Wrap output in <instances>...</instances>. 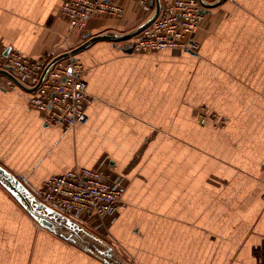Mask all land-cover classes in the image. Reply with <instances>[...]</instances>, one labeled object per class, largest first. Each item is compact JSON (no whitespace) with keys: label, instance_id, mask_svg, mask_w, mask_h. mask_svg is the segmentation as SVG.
<instances>
[{"label":"crops","instance_id":"crops-1","mask_svg":"<svg viewBox=\"0 0 264 264\" xmlns=\"http://www.w3.org/2000/svg\"><path fill=\"white\" fill-rule=\"evenodd\" d=\"M61 4L0 0V42L33 59L72 47ZM123 6L85 32H121L147 15L135 0ZM204 12L196 52L126 53L99 40L77 53L91 99L86 122L68 129L0 77V165L35 192L107 152L127 180L109 230L132 264H264V0ZM200 106L225 127L199 123ZM0 264L106 263L41 226L0 183Z\"/></svg>","mask_w":264,"mask_h":264},{"label":"built area","instance_id":"built-area-1","mask_svg":"<svg viewBox=\"0 0 264 264\" xmlns=\"http://www.w3.org/2000/svg\"><path fill=\"white\" fill-rule=\"evenodd\" d=\"M125 0H62L61 15L67 26V35L75 34L81 42L87 36L86 26L95 16L121 17ZM213 1V0H207ZM145 12H150L154 0H135ZM199 0H169L158 15L134 40L133 51L144 52L165 47H179L196 51L198 41L193 39L204 16ZM89 34V33H88ZM72 47L65 49L70 50ZM51 58L33 59L0 42V67L8 69L28 85L37 83ZM83 65L78 58L57 61L41 84L30 92L29 106L38 111L46 122L60 123L68 129L87 120L86 106L90 102L86 81L81 75ZM6 85L15 84L6 78ZM125 179L116 173L108 160L92 167H73L46 177L35 193L49 206L85 222L91 220L99 228L104 219H115L125 189ZM264 198V193L262 195Z\"/></svg>","mask_w":264,"mask_h":264},{"label":"water","instance_id":"water-1","mask_svg":"<svg viewBox=\"0 0 264 264\" xmlns=\"http://www.w3.org/2000/svg\"><path fill=\"white\" fill-rule=\"evenodd\" d=\"M204 7V11L208 8L216 6L225 0H199ZM161 0H154V6L149 14H147L139 23L135 26L128 28L124 31H102L97 34L89 35L80 43L72 46L70 50L62 51L55 54L43 68L40 77L36 84L28 85L20 81L14 74H12L8 69L0 67V77H6L15 82L17 85L21 86L29 92H33L41 82L47 77L48 72L51 70L53 65L62 59L69 57L71 60L75 59V55L81 50L88 47L95 41L105 40L111 41L116 47L120 48L126 53H131L134 47V36L139 33L145 26H147L159 13L161 9ZM0 183L9 190L16 199L32 214V216L39 222L41 226H44L55 234L61 236L62 238L69 240L76 246L84 249L93 256L99 258L106 264H127L119 254L116 252L115 248L111 244L106 242H81L73 237L77 235L78 230H84L85 228L81 226V223L72 217L66 215L65 213L49 206L43 202L37 194L29 189L20 178L15 176L9 170L0 165ZM88 232V230H86ZM90 236H94L89 232ZM95 240H100L99 237L94 236ZM101 241V240H100Z\"/></svg>","mask_w":264,"mask_h":264},{"label":"rangeland","instance_id":"rangeland-1","mask_svg":"<svg viewBox=\"0 0 264 264\" xmlns=\"http://www.w3.org/2000/svg\"><path fill=\"white\" fill-rule=\"evenodd\" d=\"M150 12H148L147 14H149ZM76 44L72 45L75 46ZM197 51V50H196ZM193 51V52H196ZM59 52H53L50 55H47L48 57L52 58L55 54H57ZM3 82L6 83L7 79L6 77H3ZM197 118L199 123L203 124V123H210L211 126L215 127V128H224L225 124H226V117L222 114H220L219 112L213 111V110H208L206 109L204 106H200L198 107L197 110ZM110 157V155L107 152H104L101 156H100V160H98V163H100L101 161H106L108 160ZM97 163V164H98ZM96 164V165H97ZM94 165V166H96ZM92 167V166H91ZM117 171V170H116ZM119 172V171H118ZM125 179V178H124ZM127 185V180H125V185L124 187H126ZM263 195V194H262ZM74 219V218H73ZM116 219V218H115ZM115 219H110V218H106L104 219V222L102 224H99L100 227L96 228L95 227V222H92L91 220L86 221V223L81 222V220H77L78 222L81 223V226L84 227V230H78L77 235H73V237L79 241L83 242H106L107 244H111L113 245V247L115 248L116 252L119 254V256L126 261L127 264H132L131 263V257H128L127 254H125L122 250L121 247H118L115 245V243L113 242H120L117 239H115L111 234L109 227L112 225V223L114 222ZM76 220V219H75ZM86 230H88V232H86ZM89 232H91L92 234H94V236L99 237V239L101 240H95L93 237L94 236H90ZM72 243V242H71ZM74 244V243H72ZM78 247V246H77Z\"/></svg>","mask_w":264,"mask_h":264},{"label":"trees","instance_id":"trees-1","mask_svg":"<svg viewBox=\"0 0 264 264\" xmlns=\"http://www.w3.org/2000/svg\"><path fill=\"white\" fill-rule=\"evenodd\" d=\"M139 22H140V20L132 23L128 28H131V27L135 26ZM78 43H80V41L76 42L75 44H78Z\"/></svg>","mask_w":264,"mask_h":264}]
</instances>
